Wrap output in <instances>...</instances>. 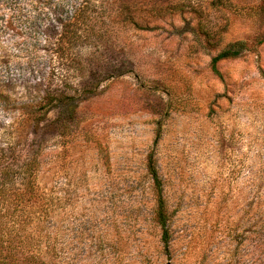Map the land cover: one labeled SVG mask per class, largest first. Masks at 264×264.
I'll return each instance as SVG.
<instances>
[{
	"label": "rangeland",
	"instance_id": "rangeland-1",
	"mask_svg": "<svg viewBox=\"0 0 264 264\" xmlns=\"http://www.w3.org/2000/svg\"><path fill=\"white\" fill-rule=\"evenodd\" d=\"M6 164L15 264H264V0H0Z\"/></svg>",
	"mask_w": 264,
	"mask_h": 264
},
{
	"label": "trees",
	"instance_id": "trees-1",
	"mask_svg": "<svg viewBox=\"0 0 264 264\" xmlns=\"http://www.w3.org/2000/svg\"><path fill=\"white\" fill-rule=\"evenodd\" d=\"M242 44L240 42H236L232 45H230L228 48L222 50L221 52H219L216 56H214L212 58V65L213 67L215 66L216 62L219 61L220 59H224V58H228V57H235L237 56L240 51H241V46ZM10 164H6L2 170H7L8 172L6 174H3L1 172V176H0V192L4 191L3 187H5L8 191L11 190L10 188L13 187V182H14V174H12L13 169L9 168ZM149 172L150 175L154 181V184L157 188L159 197L157 199V208L155 211V218H156V222L157 224L160 226L162 233H161V237L163 239V241H167V224H168V220H169V214L167 212V208L165 205V201L161 198V194L159 192V180L157 179V173H156V169L154 167V165H149ZM23 173L22 175H27L30 177L31 174L27 173V165H25L23 167ZM31 172V169H30ZM13 181V182H12ZM25 187V185H24ZM12 191V190H11ZM6 213V216H9L12 220L14 221V217L12 216V214H8ZM5 239L3 240L2 235H0V264H15V260H14V256L15 253L11 252V250H9L5 245ZM13 262V263H12Z\"/></svg>",
	"mask_w": 264,
	"mask_h": 264
}]
</instances>
